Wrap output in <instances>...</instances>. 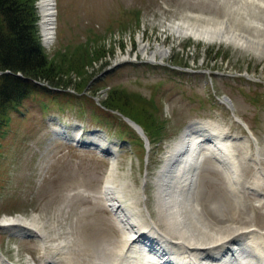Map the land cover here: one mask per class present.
Listing matches in <instances>:
<instances>
[{"label": "rangeland", "instance_id": "1", "mask_svg": "<svg viewBox=\"0 0 264 264\" xmlns=\"http://www.w3.org/2000/svg\"><path fill=\"white\" fill-rule=\"evenodd\" d=\"M54 1L55 29L51 44L44 47L47 54L52 57L57 52L69 53L78 45L89 43L102 45L107 56L100 58V66V62L93 61L84 67L85 74L92 78L82 88L85 90H74V85L82 82L84 72L81 75L70 71L66 78L70 77L72 85L65 92L73 96H65L63 91L55 97L32 94L19 110L8 113L10 120L1 128L0 218L37 215L39 225L46 231L47 243L43 250L38 239L9 236L18 230L9 234L0 229V251L11 264H27L28 260L46 264L47 259L59 257V248L54 245L63 241L73 264H92L106 257L110 249H120L121 232L99 193L110 169L109 157L94 149L98 146L87 148L67 141L66 135L78 141L96 139L100 150L113 151L115 180L131 186L123 188V201L132 198L161 230L164 225L158 219L152 180L168 145L191 122L212 121L227 129L233 138L248 137L252 150L256 145L264 146V55L226 44L178 39L168 30V24L180 21L187 13L223 18V3ZM140 44L147 46V53H141ZM156 44L169 48L162 64L148 60ZM159 57L156 55L157 62ZM115 89L120 96L134 94L127 97V103L141 105L142 116L153 120L156 132L151 131L158 139L152 143L148 134V154L144 152V142L133 137L136 134L130 126H123L126 123L119 114L111 113L110 119L100 115L95 98L104 99ZM222 96L230 99V106L219 99ZM92 130L97 131L93 134ZM203 165L196 184L202 208L215 219L216 213L209 209L218 201L229 216L249 215L264 229V208H249L248 214L242 208H225L223 205L231 200L222 172L212 160ZM246 166L251 178L252 167ZM145 169V198L141 200L139 190ZM247 199L254 206L260 200L251 191L247 192ZM56 264L68 263L60 260Z\"/></svg>", "mask_w": 264, "mask_h": 264}, {"label": "bare ground", "instance_id": "2", "mask_svg": "<svg viewBox=\"0 0 264 264\" xmlns=\"http://www.w3.org/2000/svg\"><path fill=\"white\" fill-rule=\"evenodd\" d=\"M218 1L225 7L223 18L187 13L180 21L168 24V30L178 39L191 38L201 43L226 44L263 56L264 0ZM38 11L42 41L48 47L55 29V1L38 0ZM146 48L145 44L139 46L143 54L147 53ZM168 51L169 48L156 44L148 59L157 62L156 55H159L161 61ZM222 102L231 105L226 98ZM128 125L137 129L130 123ZM137 131L144 136L143 132ZM60 134L66 133L63 131ZM69 137L66 135L64 138L71 143L77 140ZM250 140L242 136L233 138L227 129L212 121L196 120L168 145L152 180L158 219L164 225L163 230L147 212L144 214L136 207L132 198L123 201V188L131 186L115 180V153L106 152L110 169L99 193L104 196L106 206L111 208L115 217L121 232V246L120 249H110L106 257L92 264H264V229L258 227L249 215L234 218V213L229 216L218 201L209 209L216 213L213 219L199 204L197 194L199 172L206 160H212L229 188L231 202L223 205L225 208H242L247 214L249 208H264V146L256 145L252 150ZM95 141L90 144L81 142L88 148L98 146L94 149L99 151ZM253 142L256 144L254 138ZM245 165L252 167L251 178ZM145 185L146 177L141 187ZM141 191L142 188L139 193L143 200ZM249 191L260 199L257 206L247 199ZM0 227L7 230L15 227L18 230L16 234L32 233L40 241L43 250L47 246L46 231L39 225L37 215L30 218L4 216L0 220ZM66 244L63 241L54 245L59 248L56 249L59 257L47 259L49 262L46 264H56L60 260L73 264L71 256L65 252L68 250ZM0 264L11 263L0 253ZM27 264L36 263L28 260Z\"/></svg>", "mask_w": 264, "mask_h": 264}, {"label": "trees", "instance_id": "3", "mask_svg": "<svg viewBox=\"0 0 264 264\" xmlns=\"http://www.w3.org/2000/svg\"><path fill=\"white\" fill-rule=\"evenodd\" d=\"M36 1L0 0V133L2 126L10 120L8 113L19 110L23 101L30 95L55 97L59 95L57 92L63 91L50 89L47 85H39L37 82H47L53 87L66 89L72 85L70 77L66 78L70 71H76L81 75L84 72V81L82 79L80 85H74L78 92H82L84 90L82 88L92 80L85 74L84 67L93 61L98 62L107 53L102 45L90 46L89 43H83L69 53L57 52L50 57L41 43ZM63 92L65 96H73ZM133 95L120 96V92L115 89L107 95L102 104L134 119L152 138L150 141L154 142L158 137H155L156 127L152 123L153 120L142 116V111L139 110L142 108L141 105L127 103V97L131 98ZM99 110L100 115L110 119L109 112ZM150 131L152 133H149Z\"/></svg>", "mask_w": 264, "mask_h": 264}, {"label": "water", "instance_id": "4", "mask_svg": "<svg viewBox=\"0 0 264 264\" xmlns=\"http://www.w3.org/2000/svg\"><path fill=\"white\" fill-rule=\"evenodd\" d=\"M124 119H125L127 122L130 121V122H129L130 124H132L135 128H137L138 130H140L141 132H143V131H142V128L139 127L138 124H136L135 122H133V121L127 119V118H124ZM141 134H142V133H141ZM143 134H144V133H143ZM142 136H143V135H142ZM143 138H144V142H145V144L147 145V144H148V140H147L146 136L144 135ZM142 196L144 197V194H143V193H142ZM2 228H3V229H6V228H4V227H2Z\"/></svg>", "mask_w": 264, "mask_h": 264}]
</instances>
